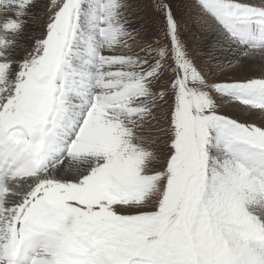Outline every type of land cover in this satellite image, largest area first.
I'll use <instances>...</instances> for the list:
<instances>
[{"label": "snow or ice", "instance_id": "obj_1", "mask_svg": "<svg viewBox=\"0 0 264 264\" xmlns=\"http://www.w3.org/2000/svg\"><path fill=\"white\" fill-rule=\"evenodd\" d=\"M32 3L0 0V264H264V68L210 79L169 0L141 45L128 0H52L16 61ZM194 4L264 62V0Z\"/></svg>", "mask_w": 264, "mask_h": 264}, {"label": "rangeland", "instance_id": "obj_2", "mask_svg": "<svg viewBox=\"0 0 264 264\" xmlns=\"http://www.w3.org/2000/svg\"><path fill=\"white\" fill-rule=\"evenodd\" d=\"M51 2L52 0H33L25 16V24L30 29H33V35H25L26 39L30 38V42L20 45L22 49L20 60H23L27 52L31 51L36 40L42 37ZM169 2L177 19L181 22L182 39L195 62L210 79L241 78L255 75L264 68V63L248 64L246 61L240 64L234 63L235 54L232 53L231 49L223 41L212 40V36L215 33L220 35L216 27L198 19V9L195 7L194 0H169ZM128 3L131 6L128 23L135 28L139 35L137 45L159 38L158 14L154 7L156 0H128ZM137 45H133V50H138ZM229 64H231V67H229ZM17 71H19V67L14 71L13 75ZM221 110L240 119L248 118L242 112L229 105L222 106ZM155 127V125L149 126L144 131L148 135H154Z\"/></svg>", "mask_w": 264, "mask_h": 264}, {"label": "bare ground", "instance_id": "obj_3", "mask_svg": "<svg viewBox=\"0 0 264 264\" xmlns=\"http://www.w3.org/2000/svg\"><path fill=\"white\" fill-rule=\"evenodd\" d=\"M35 1V0H34ZM40 4V3H39ZM34 7V6H33ZM38 12V11H37ZM25 19V18H24ZM207 24V23H206ZM25 35H33V29H30L29 27H28V25L27 24H24V26H23V28H22V31H21V33L19 34V37L17 38V40H16V43L11 47L12 49H9L8 51H9V55H10V57L12 58V59H14V60H16V61H20V59H21V56H20V54L22 53V49H21V47H20V45L23 43V44H27V43H29L30 42V38L29 39H26L25 38ZM35 37V36H34ZM209 37V36H208ZM208 40V39H207ZM212 40L213 41H222V39H221V36L220 35H218V34H214L213 36H212ZM231 51H232V53H234L235 54V52H234V49H231ZM230 55V54H229ZM232 56H234V55H232ZM244 62V61H243ZM246 63H248V64H253V63H264V62H261L260 60H259V58H256L255 60H246ZM18 67H19V65L18 64H13V66H12V74L14 73V71H16V69H18Z\"/></svg>", "mask_w": 264, "mask_h": 264}]
</instances>
